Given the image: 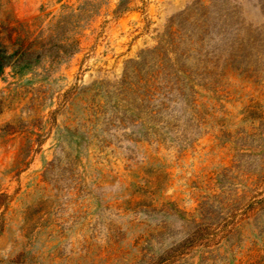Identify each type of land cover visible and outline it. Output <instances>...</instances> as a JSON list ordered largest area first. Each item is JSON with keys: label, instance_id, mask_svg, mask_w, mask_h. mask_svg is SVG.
<instances>
[{"label": "rangeland", "instance_id": "rangeland-1", "mask_svg": "<svg viewBox=\"0 0 264 264\" xmlns=\"http://www.w3.org/2000/svg\"><path fill=\"white\" fill-rule=\"evenodd\" d=\"M13 54L0 264H264V0H0Z\"/></svg>", "mask_w": 264, "mask_h": 264}, {"label": "trees", "instance_id": "trees-1", "mask_svg": "<svg viewBox=\"0 0 264 264\" xmlns=\"http://www.w3.org/2000/svg\"><path fill=\"white\" fill-rule=\"evenodd\" d=\"M90 4L89 2L85 3L84 5ZM83 5V6H84ZM83 6H81V9H83ZM16 54L10 55L9 57L6 56H0V75L2 74L4 68L11 64V60Z\"/></svg>", "mask_w": 264, "mask_h": 264}]
</instances>
